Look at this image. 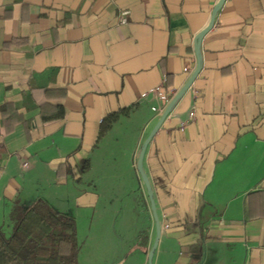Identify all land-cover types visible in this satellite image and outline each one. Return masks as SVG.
I'll list each match as a JSON object with an SVG mask.
<instances>
[{"label":"crops","instance_id":"0c3cea01","mask_svg":"<svg viewBox=\"0 0 264 264\" xmlns=\"http://www.w3.org/2000/svg\"><path fill=\"white\" fill-rule=\"evenodd\" d=\"M218 1L0 0L3 234L40 200L75 222L82 247L108 242L162 116L156 97L141 96L184 87ZM200 49L199 75L143 160L156 251L168 250L167 264H264V0H226ZM155 231L152 220L146 255Z\"/></svg>","mask_w":264,"mask_h":264},{"label":"trees","instance_id":"16d2710c","mask_svg":"<svg viewBox=\"0 0 264 264\" xmlns=\"http://www.w3.org/2000/svg\"><path fill=\"white\" fill-rule=\"evenodd\" d=\"M14 44L17 42L9 43ZM163 89L166 95L170 94L167 86ZM10 109L14 107L6 104L1 111L4 114ZM126 114L127 110L122 109L106 117L100 126L99 139ZM57 118L59 114L45 120ZM79 251L75 222L40 200L20 213L10 237L0 230V264H79Z\"/></svg>","mask_w":264,"mask_h":264},{"label":"rangeland","instance_id":"374dc122","mask_svg":"<svg viewBox=\"0 0 264 264\" xmlns=\"http://www.w3.org/2000/svg\"><path fill=\"white\" fill-rule=\"evenodd\" d=\"M136 171L139 174L137 167ZM130 195L118 202L121 209L118 226L117 229L111 228L106 244H104L106 239L98 236L92 237L82 247L81 241L77 239L80 247L79 264H149L148 255L153 246L147 255L144 249L154 217L150 200L146 198L148 192L140 174L139 181L134 179L132 183ZM4 235L10 237L7 232ZM169 256L168 250L159 248L155 251L150 264H167Z\"/></svg>","mask_w":264,"mask_h":264},{"label":"water","instance_id":"95a60500","mask_svg":"<svg viewBox=\"0 0 264 264\" xmlns=\"http://www.w3.org/2000/svg\"><path fill=\"white\" fill-rule=\"evenodd\" d=\"M226 2V0H219L218 3L215 5L212 14H211V18H210V22L208 24V26L197 35L196 39H195V46H194V50H195V55H196V59H197V64H196V68L194 70V72L192 73L191 77L189 78V80L187 81V83L184 85V87L173 97V99L171 100V102L169 103V105L167 106V108L165 109V111L163 112L160 120L158 121V123L156 124V126L154 127V129L152 130L151 134L149 135V137L147 138V140L145 141V143L143 144V147L140 151L139 154V158H138V163H137V169L138 172L142 178V181L147 189L148 192V196H149V200H150V204H151V209L153 212V217L155 220V224H156V233H157V237L155 240V243L148 255V261L149 264L151 263L152 257L157 249L158 243H159V239L161 236V224H160V220L159 217L157 215V210H156V205H155V201L153 198V192H152V188H151V184L149 182V179L147 177V175L144 172L143 169V160H144V156L147 150V147L149 145V143L152 141L153 137L155 136V134L158 132V130L160 129V127L162 126L163 122L165 121V119L169 116V114L172 112V109L174 108V106L176 105V103L183 98V96L187 93V91L191 88L192 84L195 82L197 76L199 75L200 71H201V66H202V58H201V43L202 40L204 38V36L211 31V29L214 26V22L215 19L219 13V11L222 9L224 3Z\"/></svg>","mask_w":264,"mask_h":264},{"label":"built area","instance_id":"2783aa9c","mask_svg":"<svg viewBox=\"0 0 264 264\" xmlns=\"http://www.w3.org/2000/svg\"><path fill=\"white\" fill-rule=\"evenodd\" d=\"M127 16H128V12L124 11L121 15V24L125 25L127 23ZM185 72H189L188 69H185ZM164 85H159L151 90H149L148 92L142 94V98H146L148 95H153L154 97H156L160 103L162 104V107L160 109L161 114H163V112L165 111V109L167 108V106L169 105V103L171 102V100L173 99V95L168 94L166 95L164 93ZM156 108H153V111H156ZM190 118L193 119L194 118V113L191 112L190 113ZM166 228H168V226H166Z\"/></svg>","mask_w":264,"mask_h":264}]
</instances>
